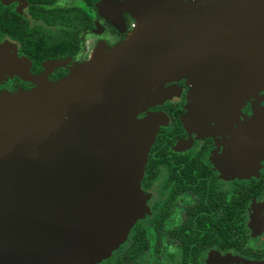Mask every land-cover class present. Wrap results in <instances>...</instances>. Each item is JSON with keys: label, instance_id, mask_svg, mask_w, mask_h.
<instances>
[{"label": "water", "instance_id": "95a60500", "mask_svg": "<svg viewBox=\"0 0 264 264\" xmlns=\"http://www.w3.org/2000/svg\"><path fill=\"white\" fill-rule=\"evenodd\" d=\"M126 8L137 20L122 42L97 47L64 77L0 94V264L105 259L143 207L139 183L163 124L137 113L170 97L165 81L183 78L180 120L213 128L264 73V0Z\"/></svg>", "mask_w": 264, "mask_h": 264}, {"label": "flooded vegetation", "instance_id": "af4514ba", "mask_svg": "<svg viewBox=\"0 0 264 264\" xmlns=\"http://www.w3.org/2000/svg\"><path fill=\"white\" fill-rule=\"evenodd\" d=\"M117 1L110 5L108 0L91 4L85 0H0V43L14 54L13 59L17 60H11L12 63L24 66L25 76L41 75L54 81L66 76L73 65L87 60L98 46H106V42L112 45L115 39L118 43L129 32L127 28L132 30L136 26L133 18L126 22L129 13L120 12ZM62 11L70 15L68 23L60 21ZM110 13L118 15L113 20L123 33H111L114 28L107 19ZM83 15L91 27L78 28ZM122 19L123 24L126 22L124 27ZM66 38L76 39L77 46L64 44L62 40ZM5 79L0 91L28 90L34 86L18 74L6 75ZM259 85L255 92L248 93L238 111L234 105L233 118L230 115L224 120L223 131L211 126L191 130L180 120L186 112L187 87L183 78L165 81L163 86L172 90L170 97L147 107L164 120V124L157 126L149 147L154 145L153 175L145 180L143 171L140 179V189L145 192L161 181L165 194L155 205L151 218L163 210L164 227L176 230L184 220L215 213L228 203L234 206L238 195L245 197L241 222L247 234L244 248L248 254L209 247L201 251L198 264L209 255L264 261V144L259 146L258 153L252 145L260 140L254 137L264 133V116L256 115L257 110L264 112V84ZM160 147L164 150L158 151ZM161 153L167 157L166 166L156 161ZM205 190L210 192L206 195ZM163 244L178 249L181 255L179 246L171 239H164ZM179 261L182 264L180 258Z\"/></svg>", "mask_w": 264, "mask_h": 264}, {"label": "trees", "instance_id": "16d2710c", "mask_svg": "<svg viewBox=\"0 0 264 264\" xmlns=\"http://www.w3.org/2000/svg\"><path fill=\"white\" fill-rule=\"evenodd\" d=\"M88 4L95 0H85ZM60 21L68 23L70 15L64 11L59 14ZM91 27V23L83 15L81 24L78 28ZM66 45L74 43L77 46V40L72 38L63 39ZM170 140H168V143ZM154 145L147 152V163L144 164V179L147 180L153 175L151 167L154 165L151 151ZM164 150L161 147L158 151ZM165 153L157 155V162L165 165ZM166 166V165H165ZM143 179V180H144ZM210 191L205 190L207 195ZM197 200V196H195ZM246 206L245 197L238 195L234 206L226 204L221 206L220 210L209 215H196L190 220H184L176 230H169L164 227L165 213L160 211L159 216L151 218L153 241L150 245V239L147 231L139 222L132 224L129 241L123 246L114 257L106 258L98 264H139L142 256L150 249L158 252L159 247L165 240L171 239L181 250L180 259L182 264H198L199 256L202 250L213 247L219 250H235L238 253L248 254L244 248L247 241L246 231L242 227L241 218Z\"/></svg>", "mask_w": 264, "mask_h": 264}, {"label": "rangeland", "instance_id": "374dc122", "mask_svg": "<svg viewBox=\"0 0 264 264\" xmlns=\"http://www.w3.org/2000/svg\"><path fill=\"white\" fill-rule=\"evenodd\" d=\"M116 1L117 0H108L110 5L111 4H115ZM180 1H182V2H184V1L185 2H191V1H194V0H180ZM117 2H118L117 9H119L120 12H123V11L126 10L125 9L126 8V4H127V2H129V0H118ZM125 14H128V13H125ZM128 15H129V17L127 16L126 22L129 21L132 18L134 20L136 19L134 13H129ZM114 16H115V18H117L116 16H118V15L114 14ZM114 16L112 15V13L107 15V19L111 21L110 22L111 24L109 23L110 26H112V28H114V29H111V33H114L115 31L118 32L119 34L123 33L120 30L119 26H118V22L115 19L113 20ZM126 22L123 24V19H122V26L123 27L126 25ZM120 37L122 38V36H120ZM116 40L117 39H115V41L113 40L112 45L116 44ZM105 45H106L105 46V50L107 51L108 47H110L111 45H109V43H107V42L105 43ZM13 58H15L14 54L8 53L5 50L4 45L0 43V84L3 83L6 80L5 79L6 75H10L11 76V75L18 74V75L21 76L22 79L32 81L34 83V86L32 88H35L36 87V82H35V79H33V78L36 77V76H41V75H36L34 77L33 76H25L26 71H24L25 70L24 66L21 63H14V62L12 63L11 60H17V59H13ZM84 62H86V61H83L81 63H84ZM76 65L77 64H75V66ZM256 71H254V73H256ZM261 72H264V67H263ZM259 84H264V73L262 74L261 78H259L257 76L256 78H254L249 83L250 87L248 86L249 89H248L247 92H244L245 94L243 93V94L238 95V97L236 98L237 99L236 103L234 104V105H236L235 111H238L240 105H242L245 101H247L248 93L250 91H252V90L254 92L256 91L255 88ZM17 91H19V89L16 90V91H13V92L5 91V89H4V90L0 91V94H3V93L14 94ZM234 105L231 108L228 106L227 107L228 109H225L222 113H220V116H219L218 120L211 121V123H212L211 125L214 124V127H215L216 130L223 131L224 127H226V126H223V125H225L224 120L226 118L230 117V115H231V119L233 118L232 115H233V110H234L233 107H234ZM151 112L152 111L147 110V107H146L144 110H142L139 113H137L136 117L138 119H141V118L145 117L146 114L151 113ZM256 115H259V117H262V116H264V112L262 113L260 110H257L256 111ZM160 119L162 120V122L164 124V120L162 118H160ZM207 120H211V118L210 119L207 118ZM204 121H206V120L204 119ZM220 121H221V123H220ZM201 123H202V121L201 122H196V125L199 126V125H201ZM221 124H222V126H221ZM187 125H188V127L191 130H194V128H192L191 124L188 123ZM220 135H222V134H220ZM256 137H257V139L259 138L261 140V138L264 137V133H260V136L258 134L254 138H256ZM260 140L259 141L256 140V141L252 142L253 143L252 145H253L254 149L257 151V153L259 151V146L262 143L264 144V139H262L261 141ZM140 191H141V196H142V201H143V207H142L140 213L138 214V216L133 221L134 222H140L145 227V229L147 230V234H148V237L150 239V245H151L152 241H153V232L151 230L150 218H151L152 214L154 213L155 205H157L158 203L161 202V200H163L165 194H164V191L161 188V181L159 183H156L153 186V189H151L150 191L145 192L142 189H140ZM130 224H131V222L125 226V234H124L123 240L117 245V247H115L114 249H112L110 251V253L105 257V259L106 258H110V257L111 258L114 257L117 254V252L123 246H125L127 244V242L129 241V238H130V234H131V226H132V224L131 225ZM254 242L256 243V241H254ZM164 244L160 247L158 252H155V251H153L151 249L148 252H146L142 256V258L140 259L139 264H180V261H179V258H180L179 250L178 249H174L170 245L167 246V245H164ZM263 245H264V242H263ZM205 258H204L205 260L203 259L204 261L203 260L201 261V264H235V263L236 264H264V261H262V260L261 261L248 260V259H243V258H239V257L233 256V255L232 256L231 255H226L223 258H218V257H215L213 255H209V256H206ZM102 260H104V258H101L100 262ZM98 263L99 262H96L94 264H98Z\"/></svg>", "mask_w": 264, "mask_h": 264}, {"label": "crops", "instance_id": "0c3cea01", "mask_svg": "<svg viewBox=\"0 0 264 264\" xmlns=\"http://www.w3.org/2000/svg\"><path fill=\"white\" fill-rule=\"evenodd\" d=\"M125 9H126L125 11H127L128 13H132V12H130L129 9H127V8H125ZM135 20H137V19H135ZM134 28H135V27H134ZM134 28H133L132 30L129 29V28H127V31H129V32L126 34V36H125L122 40H120L118 43H116V44L111 45L110 47H108L107 50L113 48L115 45H117V44H119L120 42H122V41H123L128 35H130V34L132 33V31L134 30ZM98 47H99V46H98ZM103 47H105V46H103ZM96 49H97V48H96ZM96 49H94V51H95ZM94 51H93V53L89 56V58H88L87 60H89V59L93 56ZM87 60H85V61H87ZM77 64H80V63H77Z\"/></svg>", "mask_w": 264, "mask_h": 264}]
</instances>
